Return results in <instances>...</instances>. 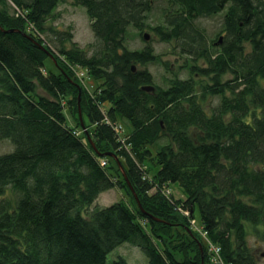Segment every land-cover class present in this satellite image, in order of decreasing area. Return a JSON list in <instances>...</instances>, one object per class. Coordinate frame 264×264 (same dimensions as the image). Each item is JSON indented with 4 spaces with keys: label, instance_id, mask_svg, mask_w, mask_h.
I'll return each instance as SVG.
<instances>
[{
    "label": "trees",
    "instance_id": "obj_1",
    "mask_svg": "<svg viewBox=\"0 0 264 264\" xmlns=\"http://www.w3.org/2000/svg\"><path fill=\"white\" fill-rule=\"evenodd\" d=\"M61 1L0 0V264H214L196 207L221 264H264V0H72L90 52Z\"/></svg>",
    "mask_w": 264,
    "mask_h": 264
},
{
    "label": "rangeland",
    "instance_id": "obj_2",
    "mask_svg": "<svg viewBox=\"0 0 264 264\" xmlns=\"http://www.w3.org/2000/svg\"><path fill=\"white\" fill-rule=\"evenodd\" d=\"M58 11L60 12V15L59 17H57L54 24L57 25V27H59L60 29H70L73 34V40L76 41L78 46L88 49V52H90V50H93V47H96L97 42L91 30L90 19L86 14L85 9L81 6L74 5L72 3V0H62L57 8V12ZM218 20V18H209L205 20L204 25L208 32L211 33L213 29L217 27ZM144 31L149 32L147 29H145ZM144 42L145 41H143V39H141L139 36H135L134 34H132L129 39V46L136 48L139 46H143ZM162 48L163 47L161 44L157 45L158 51ZM165 57L169 58V56ZM170 59H172V57ZM171 67H173V65H171ZM154 68L156 69V72L158 74L159 67L154 65ZM89 79L91 78L87 77L84 82L87 86H89V88H92L93 86H91V84L93 82ZM212 101L216 102L218 101V99L215 97L211 99V102ZM117 128L119 129L120 134L122 136H125L128 130H130V124L126 119H121L120 121H118ZM13 148L14 145L9 139L0 140V154L10 152L13 150ZM167 187H169V192L171 191V194L176 199L185 197L181 186L177 182H172ZM123 194L124 192L119 187H114L106 190L103 193H100L96 202L99 205H107L109 203L122 199ZM191 227L195 229L197 231V234L201 236V238L205 241L208 250H213L214 245L210 246V241L201 229V219L198 207H196L193 211V216L191 218ZM117 248L118 252L120 253L119 255H123L129 264H147V258L139 247L126 242L121 244ZM210 261L214 264H221L219 260L214 257V254L211 256Z\"/></svg>",
    "mask_w": 264,
    "mask_h": 264
},
{
    "label": "water",
    "instance_id": "obj_3",
    "mask_svg": "<svg viewBox=\"0 0 264 264\" xmlns=\"http://www.w3.org/2000/svg\"><path fill=\"white\" fill-rule=\"evenodd\" d=\"M144 37H145V39L149 38L148 34H145ZM143 89H146V90L147 89H149V90L151 89L152 90L153 88L152 87H143Z\"/></svg>",
    "mask_w": 264,
    "mask_h": 264
},
{
    "label": "crops",
    "instance_id": "obj_4",
    "mask_svg": "<svg viewBox=\"0 0 264 264\" xmlns=\"http://www.w3.org/2000/svg\"><path fill=\"white\" fill-rule=\"evenodd\" d=\"M184 198V197H183Z\"/></svg>",
    "mask_w": 264,
    "mask_h": 264
}]
</instances>
